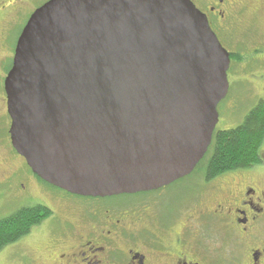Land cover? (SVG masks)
Instances as JSON below:
<instances>
[{"label":"water","instance_id":"water-1","mask_svg":"<svg viewBox=\"0 0 264 264\" xmlns=\"http://www.w3.org/2000/svg\"><path fill=\"white\" fill-rule=\"evenodd\" d=\"M229 65L189 0H49L4 79L11 147L71 195L158 190L205 157Z\"/></svg>","mask_w":264,"mask_h":264},{"label":"flooded vegetation","instance_id":"flooded-vegetation-1","mask_svg":"<svg viewBox=\"0 0 264 264\" xmlns=\"http://www.w3.org/2000/svg\"><path fill=\"white\" fill-rule=\"evenodd\" d=\"M189 1L229 54L228 72L237 63L245 62L247 69L264 63V0ZM246 37H252L253 44L247 56L232 44ZM9 128L3 92L0 151L6 153L0 154V166L8 156L19 171L0 177V198L14 189L19 198L29 199L27 191L35 186L62 206L55 212L38 202L40 197L30 198L50 215L17 242L49 238L41 244L46 250L20 253L18 264H264V159L211 177L207 165L199 163L189 176L197 172L201 178L182 185L185 189L173 186L188 176L145 193L80 197L36 177L11 147Z\"/></svg>","mask_w":264,"mask_h":264},{"label":"rangeland","instance_id":"rangeland-1","mask_svg":"<svg viewBox=\"0 0 264 264\" xmlns=\"http://www.w3.org/2000/svg\"><path fill=\"white\" fill-rule=\"evenodd\" d=\"M49 0H0V93L3 94V79L4 75L9 71L13 58L16 41L26 24L30 15ZM264 20V18H263ZM252 37L239 39L237 43L233 42L237 49V53H244L246 56L251 54L253 44ZM235 51V53H236ZM240 65V66H239ZM237 63L233 66L228 74L229 90L226 98L220 102L217 107L218 123L215 131L230 130L240 125L249 111L261 100L264 101V63L252 65L247 69L245 62ZM246 67V68H245ZM245 69V70H244ZM9 127V124H8ZM6 153V150L1 149L0 154ZM261 161L264 159V142L260 149ZM4 165L0 171V177H8L10 174L19 171V164L13 161L10 162L8 156H5ZM201 178V175L196 172L192 176H188L183 182L174 184L173 189H185L187 186H182L190 180ZM11 182L8 186H11ZM13 186V185H12ZM51 190L56 191L51 188ZM31 197H40L38 202L50 207L53 211L59 212L62 208L59 203L52 202L44 192L35 186H31L27 191ZM60 193V192H56ZM30 197V198H31ZM19 198L17 191L10 190L7 195L0 198V219L13 214L22 207L33 206L32 200ZM36 199V198H35ZM51 200V201H47ZM49 236L43 239L33 238L23 243L15 242L13 246L0 251V264H18L20 253L38 252L41 249L46 250L45 244ZM42 243H45L41 245Z\"/></svg>","mask_w":264,"mask_h":264},{"label":"trees","instance_id":"trees-1","mask_svg":"<svg viewBox=\"0 0 264 264\" xmlns=\"http://www.w3.org/2000/svg\"><path fill=\"white\" fill-rule=\"evenodd\" d=\"M231 57L238 59L237 55ZM264 142V101H259L243 122L230 130L214 131L211 145L200 164H206L208 177L261 163ZM50 215L43 206L22 207L0 219V251L19 241Z\"/></svg>","mask_w":264,"mask_h":264}]
</instances>
